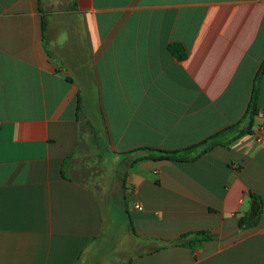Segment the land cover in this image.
Here are the masks:
<instances>
[{"label":"crops","instance_id":"obj_1","mask_svg":"<svg viewBox=\"0 0 264 264\" xmlns=\"http://www.w3.org/2000/svg\"><path fill=\"white\" fill-rule=\"evenodd\" d=\"M263 61L264 0H0V264H264Z\"/></svg>","mask_w":264,"mask_h":264},{"label":"trees","instance_id":"obj_2","mask_svg":"<svg viewBox=\"0 0 264 264\" xmlns=\"http://www.w3.org/2000/svg\"><path fill=\"white\" fill-rule=\"evenodd\" d=\"M181 47L179 45L176 44H172L168 46V50L171 53H174L178 56V58H183L184 54L181 52ZM264 71V61L261 64L257 75L255 77V81H254V87H253V91H252V98L250 100V104L242 118L243 120H247V126L245 127V129H242L239 133H238V137L242 136L245 133H248L251 129V126L253 124V120L257 114V110H256V95H257V83L258 80L260 78V76L262 75ZM235 126H230L228 128H225L224 130L213 134L207 138H205L204 140H202L200 143L194 145L191 148H188L187 150L193 149L195 147H199V146H204V148L202 149V151L200 152V154L194 156V157H190V158H180L177 157L175 154L179 153V151H167V150H150V151H154L157 154L153 155L151 154L149 158L154 159V160H162V159H168V160H175V161H192L195 160L197 158H199L202 154L208 152L209 150H211L213 147L217 146V145H223L221 142L218 141V138L225 132L233 129ZM225 145H228V143H225ZM251 198L253 200H258L253 194L250 195ZM261 213V203L259 202V209H258V215H260ZM256 222V221H254ZM254 224V223H253ZM239 227H243V219L239 220ZM212 236L206 232V231H196V232H188L185 234L180 235L178 238H176L175 240L169 242V243H161L159 246H156L152 249H148L145 250L141 253H139V255H143V254H147V253H152L155 251H158L160 249H163L165 247H182V246H187L192 242H196V241H207V240H211ZM142 243L146 242V243H158L157 240L155 239H143L141 240ZM143 245V244H142ZM141 246V245H140Z\"/></svg>","mask_w":264,"mask_h":264},{"label":"rangeland","instance_id":"obj_3","mask_svg":"<svg viewBox=\"0 0 264 264\" xmlns=\"http://www.w3.org/2000/svg\"><path fill=\"white\" fill-rule=\"evenodd\" d=\"M87 108L93 109V104L87 102ZM92 157L90 159L85 158L84 164L86 165L87 173L85 174H76V178L80 179L82 182L87 184L88 186H101L102 182H97V180H106V177L109 176L111 167L108 161L103 158H95L93 153L91 154ZM108 156V155H107ZM97 188V187H96ZM97 190V189H96ZM103 207L105 208V199L101 200ZM109 245H106L104 249H107Z\"/></svg>","mask_w":264,"mask_h":264},{"label":"built area","instance_id":"obj_4","mask_svg":"<svg viewBox=\"0 0 264 264\" xmlns=\"http://www.w3.org/2000/svg\"><path fill=\"white\" fill-rule=\"evenodd\" d=\"M259 115L263 117L264 116V111L260 112ZM258 132H260L258 134H261V127H259ZM259 140H260V136L258 135L256 137V141H259ZM135 209L138 210V211L142 210V208L140 206H135Z\"/></svg>","mask_w":264,"mask_h":264}]
</instances>
